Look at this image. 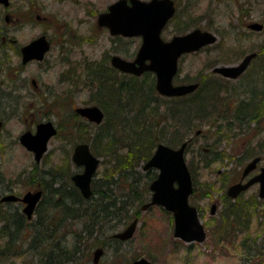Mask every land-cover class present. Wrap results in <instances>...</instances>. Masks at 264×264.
Wrapping results in <instances>:
<instances>
[{
	"label": "trees",
	"instance_id": "trees-1",
	"mask_svg": "<svg viewBox=\"0 0 264 264\" xmlns=\"http://www.w3.org/2000/svg\"><path fill=\"white\" fill-rule=\"evenodd\" d=\"M200 18L202 16L198 20ZM199 22L190 19L174 31L176 34L185 33ZM263 56L258 53L255 63L262 60L261 65L257 63L250 70L256 75L247 87L241 80L236 86L214 88L213 84L217 80H213L210 74L202 79L191 80L176 76L179 84L195 82L199 87L181 98L168 99L157 94L154 89L155 78L148 72L141 77L90 72V103L101 108L105 114L104 120L100 125H90L70 109L69 114L64 115L67 117L65 130L70 133L71 139L84 135L80 143L88 142L92 153L102 158V171L93 179L92 196L84 200L68 182V163L63 167L64 170L40 169L39 174L35 167L34 183L41 185L44 194L35 212L36 221L29 222L21 214L15 218L5 211L0 212V218H9L17 224L18 233L29 230L30 237L24 241L27 249L23 253L37 257L36 264H79L89 257L93 248L101 246L107 250L111 244L120 245L121 242L110 239L109 235L139 216L141 205L148 202L150 196L148 187L157 175L155 169L142 171V165L150 159L160 143L170 147H178L185 140L189 143L188 135L193 119L202 121L215 131V141L218 142L215 145L218 148L228 137L245 138L255 130L253 154L246 149V154L237 161L242 165L252 156H261L264 151V135L259 137L264 133V130L260 132L259 129L264 120V76L261 74H264ZM223 91L237 97L234 106L218 103L217 96ZM183 126L186 127L185 131L180 134ZM215 145L210 146V152ZM234 157L230 153L222 155V152L216 150L213 156L202 157V161H205V166H209L214 161H228ZM263 202L255 193L234 202L225 200L224 211L221 213L223 219L217 222L220 224L214 230L218 233H228L231 227L240 231L249 230L254 221L260 223V219L264 220V210L261 211L260 205ZM76 222L80 228L68 234L66 225ZM221 235L223 237L224 234ZM0 237L5 241L0 246V257L15 255L12 244H17V241L7 240L1 228Z\"/></svg>",
	"mask_w": 264,
	"mask_h": 264
},
{
	"label": "rangeland",
	"instance_id": "rangeland-1",
	"mask_svg": "<svg viewBox=\"0 0 264 264\" xmlns=\"http://www.w3.org/2000/svg\"><path fill=\"white\" fill-rule=\"evenodd\" d=\"M177 7L176 16L163 31L166 39L171 35H176L175 28L184 25L190 19L193 22H200L189 29L198 27L216 32L218 35L216 43L212 46L181 58L179 61L180 70L178 77L188 78L189 80L202 79L205 75L210 74L213 76L211 77L213 80H217L213 84L214 88L238 85L237 81H222L223 79L221 80L218 76L212 74L211 70L214 66L235 65L245 54L251 51L259 52L260 50H264V32L255 34L248 32L244 27L247 23L255 21L264 22V0H178ZM199 16H202V18L198 20ZM77 29L79 32L74 35H80L72 38L71 54L68 57L74 63L73 66L71 64L74 72H77L75 69L78 67L79 72L77 75L80 78L86 72V68L84 69L85 60L80 58L81 55H78L79 51L82 50L85 53L84 55L90 59L88 61H96V59H99L98 56L101 55L102 46L99 47V44L102 43V37L100 38L98 34L96 35V31L92 29L91 36L87 39L86 36L90 32L87 33L82 27ZM80 32L82 33V37ZM123 43L124 41H120L119 46L121 45V51L118 55L130 58V53H128L130 50H127V47ZM123 47L126 51H122ZM58 70L59 67L54 69L48 66H27L23 76L26 79L25 84L31 89V80H36L39 84L53 82L54 77L59 72ZM226 92L223 91L217 96L219 99L218 103H226L228 106L236 104L237 97H234L233 93L227 94ZM75 93L74 107L92 104L90 103L92 94L88 90L80 93L75 91ZM30 96L27 95V98H25L27 107L19 110V112L15 111L13 121L11 124H8L12 130L13 138L17 139L19 134L27 130L34 132L38 122L50 119L58 127V134L49 141L48 151L37 166V172L39 174L40 169L43 171V169L50 168L64 170L63 167L68 163L69 167L66 168V171H68L67 175H72L75 169L70 160L73 144L79 143L85 138L84 135L76 137L74 134L73 136L75 137L71 139L69 137L70 133L65 130L67 117L64 115L65 113L69 114L70 109L73 108L63 107L58 110L49 108L48 106L38 107L37 105L35 106L37 100L34 97L33 100ZM186 119L189 121V118ZM193 121L188 135L190 144L185 155L186 163L190 166L191 176L196 188V197L193 198V202H197L199 210H201L200 220L203 222L205 232H207L206 239L201 243L185 244L178 238H174L172 233L174 222L171 213L162 210L160 207L153 206L148 210L138 211V226L131 240L123 242L120 245H109V248L105 250L104 255L100 258V264H128L133 259L141 257H145L155 264H264L263 219H260V223L254 221L249 230L242 229L240 231L236 227L229 228L228 233L223 231L218 233V231L214 230L220 224L217 222L223 219L221 207L225 202L223 198L224 193L228 185L239 177L238 173L241 167L237 160L246 154V149L249 150L250 154H253L252 146L256 140L254 136L255 130L250 132L245 138L228 137L226 141H222L218 148L215 145L218 143L215 141V131L208 128L207 124L198 119H193ZM185 128L183 126L179 133L182 134ZM263 128L264 120L259 126L260 132L264 130ZM196 131L199 134H196ZM263 135L264 133L259 137ZM211 145L215 146L212 147L213 149L210 152ZM216 150L217 152H222V155L230 153L232 157H235L230 158L228 161L226 159L214 161L209 166H205L206 164H204L205 161H202V157L213 156V151L216 152ZM202 151L203 153H200ZM261 156L260 166L264 165V151ZM6 159L9 158L7 157L4 159L5 161H0L2 166L5 165L4 167L9 163ZM10 162L11 165L7 169L9 171L12 170L18 179L19 186L16 192L22 195L37 185L34 183L35 175L31 173V167L34 163L32 155L17 146L16 149L14 148L13 159ZM245 162L246 160L243 163ZM22 169H29L28 175H19V171ZM101 169L102 167L100 166L97 175L101 173ZM141 170L144 171L142 168ZM30 176L33 179H29ZM30 180H32L31 184H29ZM257 189V186L252 187L243 197H249L254 191L257 192ZM213 203L217 206V213L214 217L210 215L209 209ZM260 205L263 212L264 202ZM66 226L68 234L70 231L80 228L78 222L72 225L68 223ZM24 233L26 234V231ZM65 233L67 232L65 231ZM221 234H224L223 237H221ZM68 238L71 242V238ZM2 244L3 240L0 239V246ZM24 249H27L25 242ZM93 249L89 257L82 258L83 260L79 264H92L90 257L92 256ZM36 263H38V258L26 252L21 255V258L0 257V264Z\"/></svg>",
	"mask_w": 264,
	"mask_h": 264
},
{
	"label": "flooded vegetation",
	"instance_id": "flooded-vegetation-1",
	"mask_svg": "<svg viewBox=\"0 0 264 264\" xmlns=\"http://www.w3.org/2000/svg\"><path fill=\"white\" fill-rule=\"evenodd\" d=\"M123 1L126 2V5L129 7L132 5L131 0ZM138 1L142 3H150L154 0ZM171 1L174 4L176 16L178 0ZM118 2H121V0H0V161H5V158H9L6 159V161L9 162L6 167H4L5 165L2 166V163H0V212L3 213L5 211L7 215L11 214L15 218L19 217L21 214L29 222L36 221L37 218L35 212L44 196L43 189L40 184H37L31 190L26 192H41L40 199L36 203L33 211L34 214L30 217V219L26 217V215L23 213V210L26 206L22 202V199L26 193L20 195L19 192H16V189L19 186L18 179L16 177L17 175H15L12 170L9 171L7 169L11 165L10 161L13 159L14 148L16 149L17 146L32 155V159L34 161L33 153L23 148L19 140L22 134L26 133L27 131H32H24L17 136V139H14L12 130L10 129V126H8V124H11L14 119L13 116L15 111L19 112V110L27 107V101L25 99L27 98V95H31V98L34 97L35 100H37L35 106H48L49 108H55L58 110L59 108L63 107H71L73 108L71 109L73 112V110L76 108L74 107L75 104L73 103L76 97L75 91L80 93L84 90H88V88L91 86V81L88 77L90 72H97L99 74L110 72L118 76L121 74L120 71L114 68L112 65V56H119L118 54L121 51V45L119 46L120 41H124L123 44L127 47V50H130V52L128 51V53H130V58L124 56L122 58L128 61H134L135 55L140 48L142 41L141 37L114 35L111 34L110 29L107 26L101 24L100 18L103 15H107L110 12V8ZM170 21H168L169 23L166 25V27L170 25ZM260 23L263 24L262 31L256 33L264 32V22ZM248 24L249 23L244 26L245 30L255 33L247 29ZM81 27L86 30L87 33L90 32L88 36H86L87 39L90 38L92 29H94L96 31L95 34H98L100 38L102 37V43L99 44V47L102 46V48L100 51L101 55L98 56L99 59H96V61H88L90 59L84 55L85 53H83L82 50L79 51L78 55H81L80 58L85 60L84 69L86 68V72L82 74V77L78 78V67L75 69L77 72H74L73 68L71 67V64L73 66L74 63L70 60L68 55L71 54L70 47H72V38H76L77 34H74L79 32L77 28ZM166 27L160 33L161 38L164 41L172 38L175 35H171L166 39L165 34L163 33ZM209 32L214 33L216 37L218 36L216 32ZM79 35L80 34H78L77 37ZM39 39L43 40V45H47V48H45L41 58L38 59L36 57L40 55L43 45L41 46V44H36L34 49H31V58L24 61V48ZM123 50H125L124 47L122 48V51ZM258 53L261 56L264 55L263 50H260ZM256 59L257 56L249 62L250 64L246 71H244L242 75L235 80H230L225 77L223 78L219 75L216 76H218L221 80L223 79L222 81L225 80L227 82H240L242 80V83H244V85L247 87L248 82L251 81L252 77L256 75L253 70H250L255 68L257 63L261 65L260 62L262 60H259L257 63H255ZM27 66H48L49 68L54 69L59 67V72L54 77L53 82L50 83L46 82L39 84L36 82V80H31L30 84L32 85V88L29 89L27 84H25L26 79L23 77L24 70ZM261 74L264 76L263 72H261ZM262 78L264 79V77ZM232 106H234V104ZM48 121H50V119L38 122L37 124ZM54 127L56 126L54 125ZM56 129L58 134V127H56ZM41 159L39 162L34 161L31 167L32 171L30 170L32 174L36 173L35 167L39 165ZM74 168L76 170L74 169L73 173L81 172L80 167L76 168L74 165ZM256 171L254 172L253 169L250 172L251 175L244 179H242L241 176L238 177V179L234 181L233 184L240 182L244 183L248 181L251 177L255 176ZM28 172L29 169H22L19 171V175L26 176L28 175ZM72 175L69 176L68 182H70L72 187H74L79 192L77 186L71 181ZM29 179H32V176H30ZM30 182H32V180H30ZM252 187H256V185L253 184L251 188ZM193 188L194 190L189 197L190 204L195 208V210H197L198 216L200 218L201 210H199L197 202H193V198L196 197V188ZM250 189L241 192L240 195L237 196V199L232 201L234 202L240 199V197L243 198L242 195L247 193ZM253 193L256 194V191ZM223 198L224 201H229L230 197L226 196V191ZM224 205L225 202L222 207ZM212 207L214 209L213 213ZM222 207L221 211H224ZM209 209L210 215L214 217V215L217 213L216 204H211ZM16 227H18L17 224H15L14 221L10 220L9 218H5L0 221V228L5 231L6 236L8 237L6 239L17 241V244H12V251H16V254L12 255V257L21 258V255H23L24 252V241L25 239H29L30 233L28 229L25 230L26 234L22 230L20 233H18V229ZM0 239L2 240V237H0ZM3 242L5 243V241Z\"/></svg>",
	"mask_w": 264,
	"mask_h": 264
},
{
	"label": "water",
	"instance_id": "water-1",
	"mask_svg": "<svg viewBox=\"0 0 264 264\" xmlns=\"http://www.w3.org/2000/svg\"><path fill=\"white\" fill-rule=\"evenodd\" d=\"M129 7L126 2L121 0L110 8L107 15H103L101 24L110 29L111 34L124 35L126 37L141 36V47L136 54L134 61L129 62L117 56H112V65L122 73H129L140 76L145 72L154 74L155 89L163 97H180L191 94L197 89V84L174 85L173 79L178 71L177 62L182 54L199 51L202 47L212 45L216 41L215 35L211 32L201 29H193L189 33L174 36L167 42L162 41L160 32L166 25L175 11L171 0L152 1L150 3L131 0ZM251 30H262V24L252 23L247 26ZM36 44L43 45V40L39 39L26 46L25 60L30 59L31 49ZM47 48L43 45L40 59ZM256 54H248L235 66L215 67L212 72L222 76L235 79L248 66V62ZM75 113L85 117L90 122L100 124L103 120V114L96 105L81 106L75 109ZM36 132H26L20 136L19 140L26 150L34 153V160L39 162L41 156L46 152L47 143L51 136L56 134V129L50 121L39 123L36 126ZM186 142H183L179 148H171L160 143L151 155L143 168L148 170L155 168L158 174L149 186L151 191L150 202L141 207L145 210L152 205L164 208L173 214L174 237H178L184 242H202L205 239L203 226L197 217V210L189 205V195L192 193V178L186 166L185 156L183 155ZM71 160L76 166L83 167L82 173H74L71 181L79 189L84 198H89L92 194L90 190L91 180L96 173L99 159L93 156L87 144H78L74 147ZM260 161L255 157L241 171L242 178L249 175L250 171L255 169ZM258 184V196L264 199V166H262L254 177H251L245 183H236L229 186L227 196L236 198L240 192L247 190L252 184ZM41 192L26 193L22 202L25 204L23 213L30 219L36 203L40 199ZM213 209V207H212ZM214 209L212 210V213ZM137 219L130 222L125 229L112 235L113 238L126 241L131 239L137 226ZM103 254V249L98 248L93 252V264H99V258ZM130 264H155L146 258L133 260Z\"/></svg>",
	"mask_w": 264,
	"mask_h": 264
},
{
	"label": "bare ground",
	"instance_id": "bare-ground-1",
	"mask_svg": "<svg viewBox=\"0 0 264 264\" xmlns=\"http://www.w3.org/2000/svg\"><path fill=\"white\" fill-rule=\"evenodd\" d=\"M1 217V216H0ZM3 218H0V221L2 220Z\"/></svg>",
	"mask_w": 264,
	"mask_h": 264
}]
</instances>
